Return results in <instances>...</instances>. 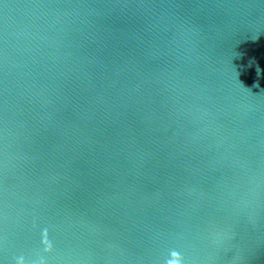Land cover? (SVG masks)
Here are the masks:
<instances>
[{
    "label": "water",
    "instance_id": "obj_1",
    "mask_svg": "<svg viewBox=\"0 0 264 264\" xmlns=\"http://www.w3.org/2000/svg\"><path fill=\"white\" fill-rule=\"evenodd\" d=\"M173 251L264 264V0H0V264Z\"/></svg>",
    "mask_w": 264,
    "mask_h": 264
},
{
    "label": "clouds",
    "instance_id": "obj_2",
    "mask_svg": "<svg viewBox=\"0 0 264 264\" xmlns=\"http://www.w3.org/2000/svg\"><path fill=\"white\" fill-rule=\"evenodd\" d=\"M258 86V85H257ZM45 235V239L43 241L44 245H45V248H44V251L45 252H48V251H51V244L48 242L47 240V232L45 231L44 233ZM170 259L167 261V264H182V257L180 256V254L176 251H173L171 254H170ZM16 264H24V259L23 257H20L19 259H17L16 261ZM43 264V262H42Z\"/></svg>",
    "mask_w": 264,
    "mask_h": 264
}]
</instances>
